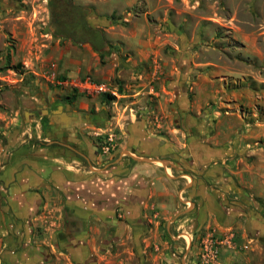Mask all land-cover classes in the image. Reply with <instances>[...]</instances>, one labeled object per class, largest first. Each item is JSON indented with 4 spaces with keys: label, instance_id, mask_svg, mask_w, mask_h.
<instances>
[{
    "label": "crops",
    "instance_id": "1",
    "mask_svg": "<svg viewBox=\"0 0 264 264\" xmlns=\"http://www.w3.org/2000/svg\"><path fill=\"white\" fill-rule=\"evenodd\" d=\"M234 2L232 36L248 47L245 37L264 32L247 33L243 8L262 18L264 0ZM149 42L126 47L116 73L96 66L88 43L74 44V80L122 85L130 125L115 152L99 156L76 128L69 138L62 113H42L0 143V264H199L210 232L224 239L216 264H264V125L173 127L178 117L191 125L189 101L183 85L140 64L150 63ZM207 84L196 83V111L212 96ZM94 111L98 123L108 114L104 105Z\"/></svg>",
    "mask_w": 264,
    "mask_h": 264
},
{
    "label": "rangeland",
    "instance_id": "2",
    "mask_svg": "<svg viewBox=\"0 0 264 264\" xmlns=\"http://www.w3.org/2000/svg\"><path fill=\"white\" fill-rule=\"evenodd\" d=\"M49 1L0 0V143H5L14 129L34 128L29 118L25 121V110L45 108L53 98H68L77 113L74 116L81 118L76 129L86 140L96 143L99 156L109 155L118 149L123 128L130 125L129 110L119 96L122 85L116 77L103 84L117 92L118 96L111 95L112 101L103 94L89 96L73 88L70 62L75 45L68 38L53 36ZM234 1L72 0L86 11L87 24L103 34L108 50L104 63L94 52L100 70L114 67L116 73L130 57L126 47L130 46L134 53L150 41L151 64H140L156 67L155 76L161 80L183 85L189 101L191 125L186 118L178 117L172 126L206 128L208 132L213 128L264 125V35L245 37L248 47L233 38L231 25L234 10L237 11ZM243 9V16H249L254 25L250 30L246 27L247 33L264 32L259 25L264 16L261 18L253 6ZM205 79L212 96L196 111V83ZM81 100L90 102L86 109H76V102ZM147 102L143 107L146 110ZM103 105L108 114L96 126L99 128L82 120ZM106 146L109 149L104 153L102 147ZM257 146L264 147V142L259 141ZM131 260L129 264H139ZM116 262L111 260V264Z\"/></svg>",
    "mask_w": 264,
    "mask_h": 264
},
{
    "label": "trees",
    "instance_id": "3",
    "mask_svg": "<svg viewBox=\"0 0 264 264\" xmlns=\"http://www.w3.org/2000/svg\"><path fill=\"white\" fill-rule=\"evenodd\" d=\"M49 8L51 11V29L53 36L61 40L68 38L75 45L88 43L104 63V57L108 51L106 49V42L99 29L87 24L85 19L86 11L74 5L72 0H50ZM75 96L74 94L72 99ZM102 96L107 101L114 100V97L110 94H103Z\"/></svg>",
    "mask_w": 264,
    "mask_h": 264
},
{
    "label": "built area",
    "instance_id": "4",
    "mask_svg": "<svg viewBox=\"0 0 264 264\" xmlns=\"http://www.w3.org/2000/svg\"><path fill=\"white\" fill-rule=\"evenodd\" d=\"M72 86L78 93L89 96L96 94H110L117 96V92L115 90H111L103 84H96L90 78L75 80V82L72 83ZM109 140H111V138H109ZM102 148L104 153H106L109 149L108 146ZM214 234L215 233L213 232L209 233L201 239L199 253L200 264H216L219 258L220 246L223 244L224 239L219 238Z\"/></svg>",
    "mask_w": 264,
    "mask_h": 264
},
{
    "label": "flooded vegetation",
    "instance_id": "5",
    "mask_svg": "<svg viewBox=\"0 0 264 264\" xmlns=\"http://www.w3.org/2000/svg\"><path fill=\"white\" fill-rule=\"evenodd\" d=\"M66 105L70 106V109L67 112L69 115L74 116L75 114H77L74 112L73 105L68 98L58 99L52 103H48L46 108L49 112H51L52 110H55L58 106H64L65 107ZM32 109H34V111H33V114L35 115L34 118H38V117L40 118V116H41V110L40 109L41 108L33 107ZM95 116L96 115L94 113L90 112L89 117H87V120H88L91 127L99 128V127H96L99 123L97 122V119ZM46 120L49 121V120H51V118H47ZM79 120H81V118L77 117V121L75 123L69 125V128H72L73 130L69 129V131L66 132V135H68V137L71 139L75 138L73 136L74 128H76V125H78ZM82 120H86V119L83 118ZM53 126H55V125H53ZM62 128H64V127L62 126Z\"/></svg>",
    "mask_w": 264,
    "mask_h": 264
},
{
    "label": "water",
    "instance_id": "6",
    "mask_svg": "<svg viewBox=\"0 0 264 264\" xmlns=\"http://www.w3.org/2000/svg\"><path fill=\"white\" fill-rule=\"evenodd\" d=\"M69 109H70V106L66 105L65 107L64 106H58L55 110H52L51 112H49L46 107L41 108L40 110H41V114L46 113L50 117H52L53 115H56L57 113H62L64 115L68 116L69 122H67V124L70 125V124H73L77 121V117L69 115L67 113ZM33 111H34V109H32V108L24 111L25 121H27L28 118L30 120V119H33L35 117V115L33 114ZM27 115H29V116H27Z\"/></svg>",
    "mask_w": 264,
    "mask_h": 264
}]
</instances>
